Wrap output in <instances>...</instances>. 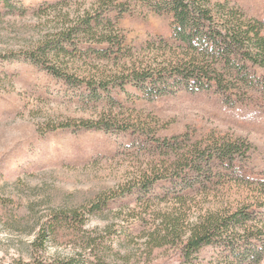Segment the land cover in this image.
<instances>
[{
  "label": "rangeland",
  "instance_id": "obj_1",
  "mask_svg": "<svg viewBox=\"0 0 264 264\" xmlns=\"http://www.w3.org/2000/svg\"><path fill=\"white\" fill-rule=\"evenodd\" d=\"M212 1L264 27V0ZM14 3L0 5V264L73 256L79 264H184L178 240L164 236L170 218H182L188 230L207 210L247 197L253 181L264 178V73L251 68L254 86L229 81L224 93L172 84L166 95L142 97L117 83L106 90L68 85L23 52L64 21L75 26L88 14L96 29L75 33L64 58L81 78L94 80L174 55L171 16L144 0ZM107 29L112 41L99 39ZM237 139L250 147L233 161L206 168L200 160L205 175L193 168L198 147ZM147 178L153 183L141 187ZM97 201L100 208L89 211ZM55 213L64 216L37 248V231ZM157 239L163 245L153 247ZM217 251L202 248L196 262L215 264Z\"/></svg>",
  "mask_w": 264,
  "mask_h": 264
},
{
  "label": "trees",
  "instance_id": "obj_2",
  "mask_svg": "<svg viewBox=\"0 0 264 264\" xmlns=\"http://www.w3.org/2000/svg\"><path fill=\"white\" fill-rule=\"evenodd\" d=\"M15 0H0L10 8H17ZM155 12L167 14L172 19V35L177 41L176 50L171 57L158 54L149 61H136L123 67L116 74L98 78H81L73 72L69 61L68 42L82 27L90 33L96 29L92 16L88 14L75 26L64 21L62 26L48 34L35 49L25 51L26 58L42 64L56 78L68 85L99 87L106 90L113 83L124 91L142 97L166 95L172 84H183L191 92H202L215 89L218 93L229 89V81H238L246 85H255L257 73L251 68H259L264 73V27L258 21L248 19L243 12L230 8L226 2L212 0H144ZM99 23V22H98ZM84 31V30H83ZM113 31L104 30L99 39L112 41ZM94 35H96L94 33ZM156 55V53L154 54ZM9 57V56H4ZM92 123V122H90ZM85 127H104L98 122ZM206 148L198 147V152L186 156L188 165L204 160L206 168L214 160L224 165L233 161L236 153L245 152L250 146L245 140H216ZM201 161L193 168L198 174L205 175ZM221 165V166H222ZM192 167V166H191ZM178 176V175H177ZM257 182L252 192L236 204L222 205L217 209L207 210L190 224L183 227L182 218L177 221L170 218L167 234L178 240L184 264H198V253L204 247L218 249L215 264H258L264 257V178ZM153 180L142 179L141 187H148ZM124 192V191H123ZM100 203H102L100 201ZM100 208L99 201L91 204L94 212ZM64 216L55 213L52 222H44L34 240L37 248L44 249L53 224ZM182 216V215H180ZM169 222V221H168ZM53 223V224H52ZM155 242L153 247L162 246ZM39 246V247H38ZM73 256L65 260L29 261L16 264H79Z\"/></svg>",
  "mask_w": 264,
  "mask_h": 264
}]
</instances>
